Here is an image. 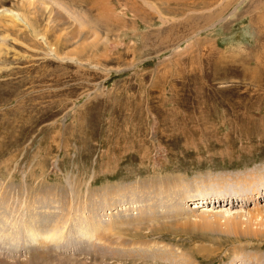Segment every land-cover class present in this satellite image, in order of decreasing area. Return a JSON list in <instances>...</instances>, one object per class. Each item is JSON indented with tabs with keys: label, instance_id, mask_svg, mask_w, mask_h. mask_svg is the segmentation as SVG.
Segmentation results:
<instances>
[{
	"label": "rangeland",
	"instance_id": "rangeland-1",
	"mask_svg": "<svg viewBox=\"0 0 264 264\" xmlns=\"http://www.w3.org/2000/svg\"><path fill=\"white\" fill-rule=\"evenodd\" d=\"M261 184L264 0H0V264H264Z\"/></svg>",
	"mask_w": 264,
	"mask_h": 264
},
{
	"label": "bare ground",
	"instance_id": "bare-ground-1",
	"mask_svg": "<svg viewBox=\"0 0 264 264\" xmlns=\"http://www.w3.org/2000/svg\"><path fill=\"white\" fill-rule=\"evenodd\" d=\"M257 186V185H256ZM254 187V189H250L249 190V196L245 193V192H243V191H239V190H237V189H235V188H233V189H230V190H226V191H222V190H219V191H217L218 192V195H220V196H218V197H216L217 198V202L220 204L221 202L222 203H224L225 202V204H226V202H228V203H231L232 204V206H233V203L235 202V201H237L238 199L239 200H242V201H246V200H253L254 199V197H256V198H259L260 196H261V194H262V191H259L260 189H264V184H261V188H259V186L258 187ZM245 189V188H244ZM222 194V195H221ZM225 196H224V195ZM188 195V197H191L193 194H187ZM187 195H185V197L183 196V197H176V199H175V201H174V208L175 209H180V212H184L185 210H184V207L182 206V204L180 205L179 203H181V202H178L179 201V199L180 198H182V199H180V201L182 200V201H184V202H186V205L189 203V200L190 199H188L187 198V200H185V198H186V196ZM232 196V197H231ZM215 198V199H216ZM215 199H214V201H215ZM235 199V200H234ZM203 200H204V198H202V200H199V201H193L192 203H189V205H193L192 207L193 208H191V206H189V208L187 209V210H189V211H191V212H197V211H199V210H201L200 209V207L201 208H203V204L202 205H199L198 204V202L201 204V202H203ZM177 202H178V204H177ZM211 201H209V203H210ZM214 203V202H213ZM221 205V204H220ZM207 206V205H206ZM182 207V208H181ZM196 208V209H195ZM205 208V207H204ZM187 212V211H186ZM202 212H206V211H200V213H202ZM223 213L224 212H226V211H222ZM221 212V213H222ZM222 213V214H223ZM204 214H206V213H204ZM228 215V214H227ZM226 215V216H227ZM233 217H235V216H233ZM126 219V218H125ZM125 219H122V220H125ZM128 219V218H127ZM237 222H239V220L237 221ZM14 223V222H13ZM12 223V224H13ZM5 224V223H4ZM10 226V225H9ZM13 226V225H12ZM15 226V225H14ZM38 238H41V236L39 235V236H37L36 237V239H38ZM1 239H3V238H1ZM15 240V239H14ZM13 241V240H12ZM7 247V246H6ZM19 247V246H18ZM9 248H12V247H9ZM13 248H14V246H13ZM16 248V247H15Z\"/></svg>",
	"mask_w": 264,
	"mask_h": 264
}]
</instances>
